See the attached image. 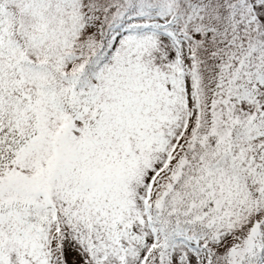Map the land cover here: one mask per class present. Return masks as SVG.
<instances>
[{"label":"snow or ice","instance_id":"6c2138e0","mask_svg":"<svg viewBox=\"0 0 264 264\" xmlns=\"http://www.w3.org/2000/svg\"><path fill=\"white\" fill-rule=\"evenodd\" d=\"M0 264H264V0H0Z\"/></svg>","mask_w":264,"mask_h":264}]
</instances>
